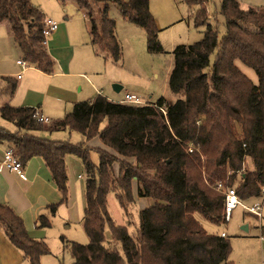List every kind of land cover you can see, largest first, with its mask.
I'll return each instance as SVG.
<instances>
[{
  "label": "trees",
  "instance_id": "16d2710c",
  "mask_svg": "<svg viewBox=\"0 0 264 264\" xmlns=\"http://www.w3.org/2000/svg\"><path fill=\"white\" fill-rule=\"evenodd\" d=\"M75 1L88 11L97 54L106 52L116 63L122 60L117 23L108 16L110 4L146 31L150 53L162 52L150 0ZM185 2L193 11L189 20L205 31L200 41L173 51L169 89L176 97L174 102L168 104L161 98L154 104H130L100 94L75 103L63 119L46 127L34 118L35 108L8 104L0 108L1 118L17 129L13 133L0 127V143L14 145L23 165L41 158L49 169L61 195L60 202L50 206L53 215L69 201L67 157L75 155L82 161L86 175L83 226L89 244H72L74 264H231L230 239L206 232L196 215L215 225L227 221L225 194L218 184L234 188L242 201L262 196L264 9L222 0L220 15L225 25L221 37L219 25L211 23L215 16L208 12L209 0ZM93 3L103 6L98 24ZM43 19L32 0H0V23L9 25L24 61L50 74L54 62L43 44ZM237 62L256 73V84ZM15 91L16 83H12L10 93ZM245 92L252 94L250 99L243 97ZM66 129L79 132L86 141L100 139L98 164L88 146L37 135ZM247 159L250 169H245ZM134 182L139 197L151 198L153 205L139 211L137 229L131 234L111 217L108 196L115 194L121 209L131 217L130 206L136 201ZM37 227H51L48 217L41 216ZM0 228L30 264H40L42 256L50 253L44 241L31 237L22 217L8 204L0 203Z\"/></svg>",
  "mask_w": 264,
  "mask_h": 264
},
{
  "label": "rangeland",
  "instance_id": "374dc122",
  "mask_svg": "<svg viewBox=\"0 0 264 264\" xmlns=\"http://www.w3.org/2000/svg\"><path fill=\"white\" fill-rule=\"evenodd\" d=\"M221 1L222 0H209L207 9L211 17L215 16V19H212L211 23H217L219 25L220 36L222 37L225 19L220 15ZM239 2L244 7L252 6L262 10L264 9V0H239ZM32 4L43 11L50 9L55 10L57 6L61 5L66 11L60 12L63 19H60V21L56 20L60 23V30H63V22H65L64 17H69L74 24H79L82 28L86 27L90 29V19L87 16L88 11L81 9L75 0H66L65 3H61L58 0H32ZM91 7L92 10L94 9L96 11L95 19L98 24L100 23L99 11L103 6H98L93 3ZM150 12L159 30L158 40L162 46V52L150 53L146 31L131 24L128 20L123 18L117 5L110 4L108 16L117 23L116 34L122 46V60L116 63L106 52H99V54H97L95 51L97 56L95 62L98 65L96 68L97 78L89 77L91 83L89 81V83H82L83 92H80L81 85L76 86L75 84H71L73 97L81 98V102L95 98L97 96V91L91 88L92 85L97 88L99 93L101 90V95L105 97H109L110 95L112 98H115L113 99L116 100L115 102H121L118 100H124L127 94L137 95L146 104H154L161 98L166 99L168 104L176 100V97L169 89V75L172 71L174 62L173 51L178 45H191L200 41L203 37L205 28H196L192 21L189 20L190 10L185 0H150ZM7 36L8 28L5 25L0 26V72L1 70L4 71L7 69V75L0 76V107L4 106V104L21 106L20 104H22V102H28V100H30V94H33L34 90L26 88L19 91V84L21 81L17 82L16 78L12 77V73L17 74L24 70L22 66L17 65V60L20 59L23 61L24 58L22 52L16 50V44L12 38L11 40H5ZM6 41L12 42H10L9 45L4 44L3 46V43ZM11 47L13 48L12 51H10ZM216 56L217 51H215L211 57V64L214 63ZM237 64L243 73L256 84L258 81L256 73L240 62H237ZM27 65L30 68L23 74L24 82H32L30 77L33 74V69L37 67L29 63H27ZM42 81L43 79L39 80L37 83ZM12 83H16L14 95L10 93V86ZM115 84L122 87L120 92L114 91ZM54 87L55 84H53V91L56 89L58 90V88L55 89ZM57 92L58 94L60 93V91ZM53 94L55 93L53 92ZM65 96L69 98V96ZM251 96L252 94L250 92H245L243 94L246 100L250 99ZM69 105L68 110H70ZM164 108L166 109V107ZM53 118L57 119L56 117ZM0 127L13 133L17 131L13 123L1 117ZM103 127L104 124L101 126V129ZM47 135L74 145L82 144L85 147L88 146L93 162L98 164L99 155L96 149L101 147L99 144L102 145L98 137L93 138L91 141H86L82 134L77 131H70L69 129L55 131L53 134L48 133ZM7 147L5 148L7 149ZM202 159L203 161L206 160L205 157H202ZM38 160L42 162L41 159ZM28 164L29 162L26 165ZM67 165L70 197L71 195L75 196L74 191L78 190L77 184L79 183L82 189L83 206H85L86 175L84 173L82 161L78 156L70 155L67 159ZM248 168H251V162L247 159L245 169ZM117 169L116 166V171ZM79 175L82 177L81 179H79ZM70 185L72 186V192ZM133 186L136 201L135 204L130 206L129 212L131 213V217L127 216L126 212L121 209L115 194L110 193L108 196V209L111 217L118 225L127 227L131 234H134L137 229L139 211L145 208V203L141 202L142 198L139 197L137 192V183L134 182ZM145 200L152 201L150 198H146ZM256 201L253 200L244 203L250 206ZM79 202H81L80 198L77 199L76 197L68 208L61 205L56 215L50 217L51 227L47 228L40 229L36 227L33 219H29V213H27V219L24 220L27 231L33 238H40V241H44L50 252L42 256L40 264H74L72 244H89V238L85 233L83 222H79L82 214ZM40 212L48 215V212L40 206L32 210V213L36 214V216ZM196 217L206 232L210 234L226 233L231 242L232 251L229 257V262L231 264H264V242L261 239L264 237V208L263 218L260 219L245 211L241 206H237L233 210L231 217L220 225L212 224L198 214ZM243 227H247L248 229L245 230ZM108 229L109 228L106 229L107 236H109L110 233ZM0 230L4 233L3 229L0 228ZM13 249L16 258H10L7 264H30L24 257L22 251L15 247ZM0 264H4L2 254Z\"/></svg>",
  "mask_w": 264,
  "mask_h": 264
},
{
  "label": "crops",
  "instance_id": "0c3cea01",
  "mask_svg": "<svg viewBox=\"0 0 264 264\" xmlns=\"http://www.w3.org/2000/svg\"><path fill=\"white\" fill-rule=\"evenodd\" d=\"M40 10L43 13L44 17L52 18L57 21L63 19L62 18L63 16L61 17L60 12L66 11L64 8L61 7V5L57 6L55 10L53 9L47 11L46 10L43 11L42 9ZM189 10L191 15L193 11L190 8ZM64 20L65 22H63V30H60L59 27L57 31H55L49 37L48 43L45 46L47 52L49 53V55L51 56L54 62V71L50 74H47L42 72L38 68H34L33 74L30 77L32 82H28V81L24 82L23 74L30 67L27 65V63L24 60L23 61L26 63L27 66L23 67L22 65H19L18 61L21 60L18 59L17 65L22 66L24 70L18 72L17 74L12 73V77H15L17 82L21 81V83L19 84V91L26 88L30 90L32 89L34 90L33 91L34 93L30 94V100H28V102L24 101L22 102V104H20L21 106H13V107L35 108L39 113L47 117L50 122L63 119L67 113L72 111L75 103L81 102L80 101L81 98L73 97L71 84H75L76 86L81 85L80 92H83L82 83L84 82L89 83L90 82L89 77L97 78L96 68L98 67V65L95 62L96 61L95 58L97 56L95 53V48L92 45L89 29L86 27L82 28L79 24H74L72 19H70L69 17H64ZM4 25L8 28V36L5 40H11L12 36L10 33L9 25L4 22L0 23V26H4ZM10 42L6 41L5 43H3V46L4 44L9 45ZM182 45L185 44H181L178 46H182ZM16 48H17L16 50H20L17 45ZM12 50L13 48L11 47L10 51ZM6 71L7 69L4 71L1 70L0 76L7 75ZM20 74L22 75V78L18 79V75ZM41 79H43V81L37 83ZM53 84H55L54 88L55 89L58 88V90L56 89L53 91ZM91 88L97 91V96L101 94V90L99 93L97 88H95L94 86L91 85ZM57 91H60V93L58 94ZM53 92L55 94H53ZM65 95L69 96V98H67ZM107 98L113 102L116 101L113 100L115 98H112V96L110 95ZM92 99L94 98H91L89 100H84L82 102L91 101ZM118 101H122V100H118ZM68 105L70 110H68ZM53 117H56L57 119ZM46 126L47 125H45V127ZM48 133L53 134V132H49L45 130L38 133L37 135L43 138L57 140L51 137L50 135L48 136L47 135ZM99 145L102 146L101 144ZM7 146H10V144L0 143V203L10 205L13 208V210L20 217H22L23 220L27 219L26 215L27 213H29L28 214L29 219L32 218L35 223V226L37 227L39 218L41 216H46L50 220V217L53 216V214L51 213L50 206L60 202L61 195L57 190V188L55 187V185L53 184V182L51 181V174L49 172V169L46 167L45 162L41 158H33L29 161L28 165L26 164L23 165L24 172L28 176V179L26 181L21 180L18 174L15 172L9 171L7 169H2L1 162L4 158V152L6 149L5 147ZM68 158L69 157H67V159ZM38 159H41L42 162H40ZM81 178L82 177L79 175V179ZM77 186H78V190L74 191L75 196L71 195L70 197L69 194L68 203L63 204L62 206L68 208L72 204L74 198L75 199L76 197L77 199L80 198L81 202H79V204L82 214L80 216L81 218L79 222L82 223L84 218L85 206H83V200H82L83 196L81 193L82 189L79 186V183L77 184ZM70 187L72 192V186L70 185ZM145 199L146 198H142L141 200V202L145 203V208L153 205V200L151 198L150 199L152 201H146ZM253 200L260 201L261 198H257V199L255 198L249 201H253ZM39 206L44 208V210L48 212V215L45 213L42 214V212L38 213L37 216L36 214H33L32 210ZM58 210H60V208H58ZM1 232L3 233V231L0 230V262H1V254H2L4 258V264H7L10 258H16V257L14 255V249H13L14 247L13 245H11L9 238L7 237L5 232L3 234ZM31 237L33 238V236ZM34 239L40 240V238H35V237Z\"/></svg>",
  "mask_w": 264,
  "mask_h": 264
},
{
  "label": "built area",
  "instance_id": "2783aa9c",
  "mask_svg": "<svg viewBox=\"0 0 264 264\" xmlns=\"http://www.w3.org/2000/svg\"><path fill=\"white\" fill-rule=\"evenodd\" d=\"M43 23H44L43 28H42V33L44 36L43 44L44 46H46L48 43L49 37L59 28V23L55 19L48 18V17H44ZM18 64L22 65L23 67L27 66L26 63L22 60L18 61ZM21 78H22V75L21 74L18 75V79H21ZM121 103L146 104L140 99V97L134 94H127L124 100L121 101ZM161 111L164 113V115L167 114L164 108H161ZM34 118L42 122L44 125H48L50 123L49 119L45 117L44 115H42L41 113H39L38 111L35 112ZM189 151L192 152L193 147H190ZM1 168L17 173L21 180H24V181L27 180V176L24 172L23 164L21 162L19 152L14 145L8 146L7 149L5 150ZM217 188L223 191L225 194L226 220H228L231 217L233 210L237 206H241L245 211L256 216L257 218H260V219L263 218L264 186L262 187L261 200L254 202L250 206L246 205L244 201H242L238 197L234 188L224 189L222 184H218ZM221 236L223 238L227 237L225 233H221ZM261 239L264 242V237H262Z\"/></svg>",
  "mask_w": 264,
  "mask_h": 264
},
{
  "label": "water",
  "instance_id": "95a60500",
  "mask_svg": "<svg viewBox=\"0 0 264 264\" xmlns=\"http://www.w3.org/2000/svg\"><path fill=\"white\" fill-rule=\"evenodd\" d=\"M122 90V87L120 85H114V91L115 92H120ZM243 229L247 230V227H243Z\"/></svg>",
  "mask_w": 264,
  "mask_h": 264
}]
</instances>
